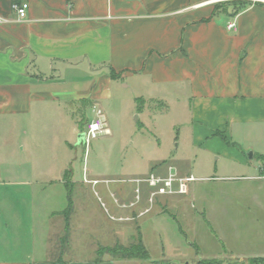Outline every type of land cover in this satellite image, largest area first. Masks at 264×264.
I'll use <instances>...</instances> for the list:
<instances>
[{
  "label": "crops",
  "instance_id": "1",
  "mask_svg": "<svg viewBox=\"0 0 264 264\" xmlns=\"http://www.w3.org/2000/svg\"><path fill=\"white\" fill-rule=\"evenodd\" d=\"M20 2L28 3L24 19L12 9ZM219 2L0 0V264L117 263L50 257L49 249L56 248L47 236L48 222L55 212L37 211L33 199L62 183L70 188L66 170L71 162L56 165L57 173L49 178V165L33 159L31 139L49 105L61 110L60 118L76 136L83 132L74 110L80 104L94 112L85 129L97 109L106 122L101 104L110 100L112 82L125 77L134 78L141 93L133 133H178L170 157L151 160L137 178L150 171L166 173L169 167L195 177L187 194L158 196L151 210L177 213L188 204L200 212L201 226L207 224L219 236L226 225L232 229V212H242L239 199L264 202L263 192H250L264 189V2L251 1L236 14L230 5L216 8ZM230 21L234 29L227 28ZM104 133H112L107 124ZM22 135L26 139L18 145ZM204 182L230 187L206 192ZM145 190V198L129 200L128 207L139 210L130 214L148 207L146 184ZM41 217L46 241L35 245L34 227ZM67 217L70 223L71 212Z\"/></svg>",
  "mask_w": 264,
  "mask_h": 264
},
{
  "label": "rangeland",
  "instance_id": "2",
  "mask_svg": "<svg viewBox=\"0 0 264 264\" xmlns=\"http://www.w3.org/2000/svg\"><path fill=\"white\" fill-rule=\"evenodd\" d=\"M228 1L230 8H233L231 3L241 0ZM125 83L131 84V87H124ZM137 86L134 78L125 77L112 82L111 98L101 104L106 110V124L112 133H99L87 146L84 141L77 142V136L70 132L66 119L60 118L61 110L52 105L47 109V118L38 123V126L35 125L36 128L34 126L38 132H35L37 135L33 134L31 139L33 159L49 165V178L55 176L57 166L63 161L71 162L70 170H66V179L70 177L73 182L70 188L62 183L53 188L49 187L47 196L35 194L33 199V207L37 211L52 212L51 214L55 212L54 216L50 215L48 222L51 232H47V236L49 238L50 235V245L56 248L49 249L50 257L87 256L100 261L111 259L116 261V264H199L203 259L218 258L224 260L221 264H254L252 261L255 257H264V202L260 205L255 201L253 205L239 199L243 210L241 209L239 214L232 212L234 218L229 222L233 227L230 229L226 225L224 235H219L221 238L207 224L201 226L203 218L200 212L196 208H189L188 204L178 209L177 213L172 208H163L157 213L152 208L151 211L137 216L136 213H129L135 210V207H128L129 200H135L137 194L144 198L146 196L145 184H141L139 191V183L134 179L149 170L151 160L170 157L174 150V138L178 135L133 133L138 129L135 116L141 104L137 100V96L141 94L137 91ZM74 110L82 127L80 132H84L88 120L94 117V112L91 108L84 109L81 104ZM159 124L164 126L165 121ZM20 133H23V129ZM25 139L23 135L18 137V145ZM64 141L69 142L71 147ZM253 161H256V158ZM244 172L247 174V169ZM94 178L98 181H89ZM204 183L206 192H213V188L227 191L230 187L214 182ZM136 187L138 193L135 191ZM234 187L249 190L246 186ZM235 188H232V192ZM68 189L71 199L67 201ZM254 191L264 193V189H251L250 192ZM121 192L126 195L124 199L121 198ZM116 198L119 199L116 200L118 203L115 202ZM66 206L67 212H71L73 217L70 223L68 221V228L65 222L59 220L63 219L62 211ZM146 206L149 207V204ZM135 211L139 212L138 209ZM41 218H38L34 227L35 245L40 244L41 240L46 241L44 226L41 232V222L44 221ZM236 227L242 232L244 229V233H237ZM137 230L141 232L149 260L118 259L102 250V247L113 246L115 243L128 245ZM237 252H242V255Z\"/></svg>",
  "mask_w": 264,
  "mask_h": 264
},
{
  "label": "built area",
  "instance_id": "3",
  "mask_svg": "<svg viewBox=\"0 0 264 264\" xmlns=\"http://www.w3.org/2000/svg\"><path fill=\"white\" fill-rule=\"evenodd\" d=\"M225 1V0H218ZM252 2H264V0H247ZM12 9L15 12L18 19H24L27 15L28 3L20 2L13 3ZM1 20V19H0ZM235 22L230 21L227 24L228 29L235 28ZM97 117L90 121L87 128L84 131V144L90 142L91 139L96 138L99 133H104L106 131V122L101 116V111L96 110ZM195 180L193 175H179L172 167H169L166 173H158L155 171H150L144 178H137L134 181L137 183H145L148 188L147 201L149 208L147 207L144 211L140 212V215L147 213L150 207L156 201L158 196H175V195H185L189 191V184ZM96 182V181H95ZM138 189H136V192ZM139 192V191H138ZM137 192V193H138ZM140 195L137 194L135 197V202L139 201ZM132 205V204H131Z\"/></svg>",
  "mask_w": 264,
  "mask_h": 264
},
{
  "label": "trees",
  "instance_id": "4",
  "mask_svg": "<svg viewBox=\"0 0 264 264\" xmlns=\"http://www.w3.org/2000/svg\"><path fill=\"white\" fill-rule=\"evenodd\" d=\"M229 2L230 1L228 0L221 1L217 3L218 6H216V8L222 5H230ZM250 2L251 1H247V0L232 2L231 6H233V14H236L238 11L242 10ZM110 76L112 79H116L118 77V75L112 69L110 70ZM217 134H220V133H217ZM70 199L71 198L69 197V200ZM67 208L68 207H66L64 211L66 215L65 223L68 228V217L67 216L69 213L67 212L68 211ZM102 250L109 252V254H111L112 256L118 259H143V260L150 259L149 253L143 244L142 236L139 230L137 231V234L135 235V237H133L132 241L128 245H123L121 243H115L113 246L102 247ZM99 261L100 260L96 259V262H99ZM223 261H224L223 259H218V258L203 259L199 261V264H221ZM252 262H255L254 264H264V257H255Z\"/></svg>",
  "mask_w": 264,
  "mask_h": 264
},
{
  "label": "water",
  "instance_id": "5",
  "mask_svg": "<svg viewBox=\"0 0 264 264\" xmlns=\"http://www.w3.org/2000/svg\"><path fill=\"white\" fill-rule=\"evenodd\" d=\"M84 138H85L84 132L79 133L77 136V142L79 143L81 141H84Z\"/></svg>",
  "mask_w": 264,
  "mask_h": 264
}]
</instances>
